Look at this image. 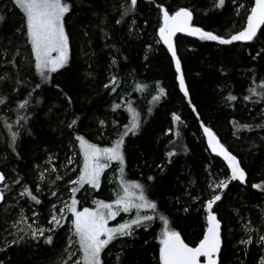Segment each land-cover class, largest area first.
<instances>
[{
  "label": "snow or ice",
  "instance_id": "snow-or-ice-1",
  "mask_svg": "<svg viewBox=\"0 0 264 264\" xmlns=\"http://www.w3.org/2000/svg\"><path fill=\"white\" fill-rule=\"evenodd\" d=\"M158 10V27L156 29L155 43L162 44L170 57L169 65L174 68V79L182 93V98L187 101L191 111L195 114L203 137L207 141L208 148L215 156L222 157L227 164V170L222 175L217 174L209 163L205 168L204 182L198 179L187 178L183 186V192L176 197L175 203L180 205L179 211L187 215L195 214L199 221V235L195 240L186 242L187 238L182 235L181 230L173 226L169 215L161 211L163 206L160 201L151 197L152 188L158 181L157 175H148L144 183L126 178L127 167V140L141 133L145 122L141 113L133 106L131 99H124L123 108L129 114L127 123L121 124L117 119L111 121L114 129L115 139H111L106 146L92 142L78 130L80 118L74 116L70 122L61 120L58 128L68 129L69 147L62 163L60 156L50 148L44 149L42 163L38 162L30 169L31 175H23L18 166H11L13 158L23 159L20 152L22 138L27 135L35 139L31 128L34 118V109L45 104L46 98L40 92L45 86L57 89V95L62 96L67 104H72L71 95L64 92L60 84H53L54 75H63L64 72L72 70L74 61V48L71 32L68 29L69 21L76 14L77 9L83 6L84 0H10L9 11H17L21 16V24L16 33L24 40L25 46H30L27 58L28 68H34L33 75L39 77V82H34L31 90H27L28 84L19 76L20 61L19 48L11 56H0V67L5 71L0 73V85L10 86L11 92L0 91V111L12 112L15 115L14 122L8 119L3 121L4 128L8 132L5 147L8 155L0 158V264H10L12 256L10 250L22 249L24 247L37 249L41 245L55 246V239L59 230H66L65 243L59 259L55 264H127L124 256L130 246L128 241H134L137 233L142 229L148 232L153 224L159 221L157 227L160 231L155 238L158 240V259L156 264H224L223 249L231 236L235 240L233 255L236 264H264V203L261 204L262 212L259 217V225H254L251 220L239 225L241 235L237 238L232 228L218 216V202H222L230 190L233 182L246 189L256 190V198L264 201V181L260 183H249L248 173L243 166L242 159L233 154L229 148L221 142L212 127L208 126L193 104L190 88L183 70L182 58L179 56L176 43L177 34H185L189 37H197L200 41L215 42L220 46H235L237 42L255 48V41L264 40V0H247L236 4L234 9L237 16H241L243 10L244 20L242 26L225 35H220L212 30H205L195 23V10L191 7L181 6L170 8L165 6L163 0H152ZM91 3V0H89ZM227 0H214L211 11H220L225 8ZM138 0H124L115 8L118 17L115 24L127 29L129 37L139 36L137 29L136 13L138 11ZM97 18V27L103 32L105 39H110L105 30L111 23V13L104 9L103 14L99 11L93 13ZM208 15V12H204ZM6 14L0 13V25L6 21ZM148 22L144 25L147 27ZM87 27V26H86ZM143 31V29H140ZM83 35L88 36L85 31ZM113 51L119 55L115 45H111ZM149 51L153 45H147ZM8 48L4 49L7 53ZM251 60L258 63L264 62V43L260 49L252 55ZM126 61L127 57H123ZM145 61L150 57L145 55ZM91 67V65H89ZM224 69H221L223 72ZM251 83L246 88V94L242 99L252 105L260 106L261 123L252 125L233 120L231 123L235 131L233 135L238 139L239 132H249L256 129L264 130V74L253 66L249 68ZM134 76L135 73H129ZM124 83V78L119 75V61L114 56L110 62V74L103 88L108 95L118 92ZM256 85V86H252ZM150 86L146 83H137L135 91L144 92ZM26 90V97L19 95L20 89ZM155 95L153 102H159L168 96L165 87L160 81L155 82ZM15 97V99H13ZM229 107H235L239 97L232 92L222 97ZM55 104L48 106L45 116L52 119L55 115ZM122 109L121 103H114L111 111L117 113ZM151 113V108L148 110ZM172 123L179 126L182 122L181 116L172 113ZM100 135L105 134L108 124L100 120ZM55 131V129H54ZM171 131V130H170ZM181 132L177 130L175 137L180 138ZM264 141V137L261 138ZM170 148L164 154V162L155 166L159 174L165 175L167 166L175 163V158L187 155L190 151L187 145H177L171 139ZM253 143L249 151L258 148ZM80 159L77 160L76 156ZM119 173L118 185L111 200L92 199L94 206H84L89 197H93L102 187L105 173L109 168ZM7 168L8 170H5ZM61 169L64 171L61 172ZM75 173L73 177L71 174ZM67 177V180H65ZM64 181V192L66 198L61 194L60 182ZM114 181L109 180V183ZM199 186V194L195 191ZM79 194V198H78ZM47 197L48 204L45 205L44 198ZM54 197L55 200L50 199ZM50 205L46 217V225L39 221L41 212L39 206ZM30 212L31 215H27ZM143 210V211H142ZM121 213L128 215L124 219ZM134 213V214H133ZM241 214L237 212V217ZM121 217L123 222H118L110 227L109 222ZM10 237V239H9ZM144 243H148L147 240ZM111 246V247H110ZM119 247V251L113 250ZM107 250V251H106ZM113 254L112 260H105V256Z\"/></svg>",
  "mask_w": 264,
  "mask_h": 264
},
{
  "label": "trees",
  "instance_id": "trees-1",
  "mask_svg": "<svg viewBox=\"0 0 264 264\" xmlns=\"http://www.w3.org/2000/svg\"><path fill=\"white\" fill-rule=\"evenodd\" d=\"M174 2L176 0H170L168 4ZM77 3L79 4L80 0H77ZM163 3L165 4L167 1L163 0ZM84 4L86 6L78 8L68 24L74 48L75 63L72 70L64 72L63 75L53 74V84H60L64 92L71 95L73 103L67 104L62 96L57 95V89L54 87L45 86L43 88L40 94L46 98L47 102L33 110L35 115L31 122L35 139L27 135L22 138L20 152L23 159L17 161L13 158L11 166H18V170L24 173L34 161L37 163L42 161L40 152L44 149L50 148L58 154L67 151L69 130L65 128L63 134L61 133L58 128L61 120L67 123L74 116H78L80 118L78 130L93 142H98L95 139L96 135L100 134L98 132L92 133V130L89 129L92 126L96 127L97 121L93 122L94 119L105 120L108 124L107 131L109 133L112 131L111 116L114 114L110 110V105L117 98L118 92L108 95L103 88V83L106 82L107 74L110 71L111 59L117 56L121 77L125 76L124 72L129 70L130 73H135L131 78L134 79V82L146 81L152 83L162 81V84L168 90V98L159 104L156 114L149 121H147V113L142 111V107L146 105V97L151 98L152 95H155L153 84L143 92V98L141 99L125 97V99H131L134 102L133 106L141 113V117L145 121L141 133L127 140L128 163L126 174L142 183L146 182L145 177L148 175H157L158 181L152 188L151 197L160 201L162 205L166 203V209L162 206L161 210L169 213L173 226L182 231V235L187 238V242L195 240L200 231L199 221L195 218V214L187 215L178 210L180 205L175 203L176 197L182 194L187 178L198 179L201 184L204 182L205 164L209 163L210 160H212L216 170L223 169L224 172L227 169L219 159L212 158L209 155L205 142L200 137L195 139L197 136L192 137L188 134L189 129L193 128L198 132V121L178 90L174 79V70L169 65L170 59L165 49L159 47L158 51L151 54L148 62L144 60L146 43L142 37L147 38L148 35H150L149 38L151 37L152 30H155L154 26L158 21L156 19V17L158 18V11L154 3L147 4L142 0H138L139 7L136 18L138 19L137 25L139 28L137 31L139 36L134 35L130 38L126 28L115 24V19L119 18L115 8L120 4V0H91V3H89V0H84ZM209 4H211L209 0H192L191 5L187 7L195 10V17H197L195 21L202 25L205 30L217 29V32L220 33L224 22L230 17L231 10L234 8L232 0H227L225 8L220 11H211ZM2 8L3 3H0L1 12ZM8 8L5 10L7 19L3 25H0V56L7 55L4 52L5 48L11 51L10 55L7 56H11V53L13 54L19 48L20 54L16 57L20 61L19 76L28 84L27 90H31L33 83L39 82V77L33 75L34 68L31 70L28 68L27 58L30 55V46H25L23 38L16 33V29L21 24V16L17 11H9ZM104 9L111 13L109 16L111 23L105 29L110 36V39L107 40L103 32L97 27L98 21L93 14L97 11L103 14ZM204 12H208V15H204ZM145 21L148 22L147 27L144 25ZM140 29H143V31H140ZM85 31L89 33L88 36L83 35ZM140 33H143V35H140ZM155 33L156 31H154ZM179 41L183 48H187V46L196 48L194 52H183L184 55H181V58L192 102L198 107L206 123L211 124L214 128L223 125L228 130V135H230L228 118H235L241 123L252 121L253 125L262 122L260 119V106L245 103L242 97L251 83L249 68L255 66L261 74H264V62L252 61L249 55V53L254 55L255 51L260 48L261 43H264V40L253 42L255 48L236 44L235 46H219V49L213 43H204L200 40L179 38ZM111 45H115V48L119 50V55L113 51ZM123 57H127V60L125 61ZM221 69H224V71L221 72ZM4 71L5 69L0 67V73ZM86 71L88 74H86ZM131 87L128 89L131 90ZM0 89L4 92H11L10 86L0 85ZM229 92L239 97L234 108L227 106L222 98ZM19 95L26 97V90L21 88ZM51 104L56 106V115L52 119H48L45 112ZM172 111L181 112V116L185 120L179 126L176 125L177 130L181 132L180 140L175 136L173 138L172 133L168 137L165 135V127L171 123L170 112ZM3 113L5 112L0 111V119ZM127 117L129 119V114ZM122 121L124 123L125 118ZM85 129L88 133L84 131ZM263 131L261 130V132ZM239 133L240 138L236 137V141L238 144L240 143L241 149L237 148L236 145L235 148L227 147L233 154L242 159L243 166L248 173L249 183H260L264 181V141L254 131L250 134L243 131ZM159 134L162 139L160 141L157 139L160 143H158L159 148H156L155 137ZM170 138L174 139L177 145L187 144L190 151L187 155L181 152V155L175 158V163L167 166L166 174L161 176L155 165L164 162V154L167 150L165 143ZM250 143H255L259 147L250 152L249 148L252 145ZM36 152L39 155L36 156L35 160H32L31 156ZM6 155H8L7 149L0 146V156L4 157ZM133 165H136L139 169L131 171ZM0 167L3 166L0 165ZM195 191L199 194V186ZM256 195V190L246 189L242 185L234 184L227 191V195L222 202L219 203L217 212L220 218L232 228L237 238L241 235L238 230L239 225L247 220H251L254 225H259V217L262 211L261 204L264 201L258 200ZM44 200L45 205H47V198L45 197ZM43 207L44 205L40 206V208ZM237 212L241 214L239 217H237ZM158 222L156 221V223ZM156 229L155 227L154 231L151 230V232L140 231L137 239L128 242L130 246L125 251L124 256L127 264H156L154 258L157 257L158 246L155 242L144 243ZM61 235V231H59L53 247L41 245L37 249L24 247L10 250L12 256L10 264H45L53 250L63 245ZM234 245L235 240L229 236L223 249L224 264H236V257L233 255ZM249 264H252L251 257H249Z\"/></svg>",
  "mask_w": 264,
  "mask_h": 264
},
{
  "label": "rangeland",
  "instance_id": "rangeland-1",
  "mask_svg": "<svg viewBox=\"0 0 264 264\" xmlns=\"http://www.w3.org/2000/svg\"><path fill=\"white\" fill-rule=\"evenodd\" d=\"M122 1V2H121ZM142 1H144V0H142ZM167 1V3H165V6H167V7H170V8H177V7H181V6H190L191 5V3H192V0H176V2H174L173 4L172 3H170V4H168L169 2H170V0H166ZM211 1V4H209V7H210V9H212V6H213V3H214V0H209V2ZM124 2V0H120V3H123ZM145 2V1H144ZM239 2L240 3H246L247 2V0H239ZM0 3H3V8H2V12L0 11V13H3V14H5V10L8 8V7H11V4H10V0H0ZM145 3H147V2H145ZM153 3V2H152ZM152 3H147V4H152ZM9 5V6H8ZM155 5V4H154ZM232 6L234 7L232 10H231V13H230V17H228V19H226V21L224 22V25H223V29H222V31H220V33L219 32H217V29L216 30H212V31H214V32H217L218 34H220V35H225L226 33H228V32H234V31H236V30H238L241 26H242V24L244 23V20L241 18L242 16H243V10H241V16H237L236 14H235V11H234V9H235V7H236V4L233 2V0H232ZM9 9V8H8ZM158 11V10H157ZM158 15H159V13H158ZM196 16V15H195ZM136 18V17H135ZM195 18H197V17H195ZM156 19L158 20V18L156 17ZM136 20H138L137 18H136ZM158 23H159V21H157L156 22V24H155V30L154 31H156V29H157V27H158ZM195 23H196V25H198V26H202V25H200L198 22H196L195 21ZM203 27V26H202ZM153 29V28H152ZM154 31L152 30V35H151V37L149 38V36L150 35H148L147 36V38L146 37H142V39H144V42L146 43V45H145V48H144V57H145V55H148L149 57L151 56V54H153V53H155L156 51H158V48L159 47H162V48H164L165 49V51H166V53H167V50H166V48L162 45V44H160V45H158V44H156L155 43V40L156 39H158V37H156V33L154 34ZM140 35H143V33H140ZM179 38H186V39H191V40H199L198 38H189V37H186V36H182V35H178L175 39H176V43H177V47H178V53H179V56L181 57V55H184V53L183 52H187V51H190V52H194V51H196V48L195 47H193V46H187V48H183L182 47V45H180V41H179ZM204 43H213L217 48L220 46V45H217V44H215V42H208V41H203ZM149 44H151V45H153V48H152V50L151 51H149L148 50V48H147V45H149ZM236 44H238V45H240V46H247V45H245V44H243V43H239V42H237ZM229 46H231V45H229ZM219 49V48H218ZM260 48H258V50H259ZM10 50L6 53L7 55H10ZM11 55H12V53H11ZM168 55V54H167ZM168 57H169V55H168ZM169 59H170V57H169ZM145 60V59H144ZM2 63V62H1ZM34 70V69H33ZM173 70H174V68H173ZM129 73H130V71L129 70H127V71H125L124 72V75L125 76H122V78H124V83H125V87H124V83L122 84V86H121V88L120 89H118V93H117V95H116V97L117 98H115L113 101H112V104H114V103H120L121 102V104H122V109H120V110H117V113H113L114 115L113 116H111L112 117V120L113 119H117V120H119L120 122L122 121V120H124V118H125V121H124V123H127L128 122V117H127V115H128V113L126 112V111H124L123 110V108H124V105H123V100L125 99V97H127V96H129V97H134L135 99H137V98H143V92H137V91H135V85L137 84V83H146V84H148L149 86L150 85H152L153 84V86H155V82H152V83H150V82H146V81H135L134 82V79H131L132 78V75H129ZM86 74H88V72L86 71ZM110 74V71L108 72V74H107V77H108V75ZM91 77V76H90ZM187 80V79H186ZM106 82H107V79H106ZM161 82V86H163V87H165L162 83V81H160ZM188 83V82H187ZM132 86V87H131ZM249 86V85H248ZM252 86H256V85H252ZM129 87H131V90L130 89H128ZM166 88V87H165ZM166 90H167V88H166ZM178 90H179V88H178ZM0 91H3L2 89H0ZM146 91V90H145ZM167 92H168V90H167ZM156 94V93H155ZM181 95H182V93H180ZM246 94V93H245ZM113 95V94H112ZM191 95V94H190ZM168 98V96L166 97V98H162L159 102H153L152 101V99L148 96V97H146V105L144 106V107H142V111H144L145 113H147L146 115H147V121H149L150 119H151V117L153 116V115H155L156 113V109L158 108V106H159V104H161L164 100H166ZM134 99V100H135ZM185 102H186V100H185ZM245 103H248V102H245ZM112 104L110 105V108H111V106H112ZM186 104H187V102H186ZM194 104V103H193ZM188 105V104H187ZM141 106V105H140ZM189 107V106H188ZM149 108H151V113L149 114V112H148V110H149ZM190 108V107H189ZM111 110V109H110ZM190 110H191V108H190ZM112 112V111H111ZM172 113H176L177 115H179V116H181V112H170V120H171V116H172ZM193 113V112H192ZM194 114V113H193ZM194 116H195V114H194ZM181 118H182V116H181ZM196 118V117H195ZM5 119H8L9 120V122L11 123V122H14V120H15V115H14V113H12V112H7V113H3L2 114V116H1V119H0V146H4V148H6L5 147V140H6V138H7V136H8V132H7V130L4 128V124H3V121L5 120ZM101 120H103V119H101ZM167 120V119H166ZM233 120H237V119H235V118H228V122H229V127H230V135H228V130H226L224 127H223V125H220V127L218 128H214V126H212L211 124H209V123H206V121H204L208 126H210V127H212V129L216 132V134L218 135V137L220 138V140H221V142L222 143H224L226 146H228V147H234L235 148V145H236V147L237 148H239V149H241V146H239L240 145V143L238 144V142L236 141V136H234L233 135V131H235V129H234V127H233V124L231 123ZM95 121H97V125H96V127L94 128V126H92V127H89V129L90 130H92V133H95V132H98V133H100V131H101V129L99 128V119H94L93 120V122H95ZM184 119L182 118V122L184 123ZM239 121V120H238ZM123 123V121L121 122V124ZM250 124H252V121H250L249 122ZM253 125V124H252ZM177 126L176 125H174L173 123H172V120H171V123H170V125L168 124L166 127H165V130H166V136L168 137L169 135H171V133H172V136H173V138H175L174 136H175V132H176V130H177V128H176ZM107 129H108V127H107ZM107 129L106 130H104V132H105V134L103 135V136H101L100 134H97L96 135V141H98V142H95V143H98V144H100L101 146H106L107 144H108V142L111 140V139H115V134H114V129L111 127V129H112V131L109 133L108 131H107ZM197 129H198V132H197V130L196 129H189V135H191L192 137H194V136H197L195 139H199L198 137H200V139H202L203 140V142H205V139H204V137H203V133H202V130L200 129V127H199V121H198V127H197ZM89 130V131H90ZM171 130V131H170ZM86 133H88L87 132V130L85 129L84 130ZM197 132V133H196ZM243 132H246V133H248V134H250V133H252V131L251 132H249V131H247V130H244ZM257 135H258V137L261 139L262 137H264V131L263 132H261V130L260 129H257V130H255L254 131ZM82 134V133H81ZM198 134V135H197ZM240 133H238V135H239ZM84 135V134H83ZM58 137V136H57ZM87 137V136H86ZM94 137H95V135H94ZM87 138H89V137H87ZM156 143H155V146H157L156 148H159V144L158 143H160L159 141L162 139V137L160 136V134L159 135H157L156 137ZM227 138V139H226ZM157 139L159 140V141H157ZM173 142L175 141L174 139H172V138H170ZM179 140H180V138H179ZM93 142V141H92ZM236 142H237V144H236ZM249 142V141H248ZM250 142H254V141H250ZM175 143V142H174ZM252 143H250V145H251ZM153 145V144H152ZM185 145H187V144H185ZM249 145V146H250ZM165 146L167 147V150L170 148V145H169V140L167 141V143H165ZM205 146H206V148H207V145H206V142H205ZM68 147H69V145H68ZM68 147H67V151H65V152H60L59 153V156H60V160L58 161L59 163H62L63 161H64V159H65V156L67 155V154H71V153H69L68 152ZM207 151L209 152V155L212 157V158H217V159H219L218 157H216V156H214V155H212L211 153H210V151L208 150V148H207ZM44 151H42V152H40V154H41V156H42V158L44 157V155H45V153H43ZM182 154H183V152H182ZM39 155V153L38 152H36V153H33V155L31 156V159L32 160H35L36 159V156H38ZM0 158H2V156H0ZM76 159L77 160H79L80 159V157L77 155L76 156ZM220 161H221V164H224V166H225V168L227 169V165L221 160V159H219ZM37 162H35L34 161V163H32L31 164V166H30V168H28L27 170H25V172L24 173H21V174H23V175H27V176H30L31 175V172H30V169L32 168V166L34 165V164H36ZM40 163H42V161H40ZM212 166H213V162H212V160H210V162H209ZM209 163H206L205 164V167L209 164ZM2 166V165H1ZM224 166H223V168H224ZM113 168H115V165H113V167L112 168H109L107 171H106V173H105V176H106V179H103V181H102V187H101V190L99 191V192H96L95 194H94V196L93 197H89L88 199H87V201H85L84 202V206H94L93 204H92V199H101V200H105V201H109V200H111L112 198H113V196H114V191H115V189H116V187H117V185H118V180H119V173H118V171L117 172H113ZM127 169V168H126ZM137 169H139V167H137L136 165H133L132 166V168H131V171H133V170H137ZM213 169H214V171L217 173V174H220V175H222V172H223V169H219V170H216V168L213 166ZM8 170V169H7ZM64 170L63 169H61V172H63ZM126 171V170H125ZM73 177L75 176V173H72L71 174ZM126 178L127 179H129V180H137L138 181V179H134V178H131L130 176H128L127 174H126ZM65 180H67V177H65ZM109 180H112V181H114L113 183H109ZM234 184H238V182H235V183H232L231 185H230V187L232 186V185H234ZM60 185H61V194L62 195H64L65 196V198H66V193L64 192V181H61L60 182ZM228 190H226V192H227ZM47 198V197H46ZM78 198H79V194H78ZM48 199L49 198H47V201H48ZM50 199H52V200H55V198L54 197H51ZM218 203H221V202H218ZM47 204H48V202H47ZM49 209H50V205L48 206V207H43V208H40V206L38 207V210L41 212V215H40V217L38 218L39 219V221H40V223L42 224V225H46V217H47V215H48V213H49ZM218 209V208H217ZM216 209V210H217ZM25 211H26V214L27 215H31V213L30 212H27V209H25ZM143 211V210H142ZM162 211V210H161ZM262 212V211H261ZM165 213V215H169V213L167 212V211H165L164 212ZM134 214V213H133ZM121 216H123V218L126 220V219H128L129 217H128V215H126V214H123V213H121ZM218 216H219V213H218ZM220 217V216H219ZM118 222H123L122 220H121V217H117L116 218V220H113V221H110L109 222V226L110 227H112V226H115ZM159 224V222L158 223H155V224H153V227H152V229H150L148 232H151V230L152 231H154V228L156 227L157 229H156V231L151 235V237H149L148 239H146L147 241H148V243L147 244H149L150 242H155L156 243V245L159 247V245H158V240L155 238V236H157L158 234H159V231H160V229H159V227H157V225ZM242 224H244V223H242ZM241 224V225H242ZM67 227H68V224L67 223H65V228L64 229H61V230H59V231H61V237L60 238H62V243H63V245H64V243H65V239H66V230H67ZM140 231H143L142 229L140 230ZM140 231L137 233V237L139 236V233H140ZM2 238V237H1ZM9 239H10V237H9ZM137 239V238H136ZM129 241H132V240H129ZM128 241V242H129ZM192 241V240H191ZM190 241V242H191ZM62 245V246H63ZM62 246H59L58 248H56V249H54L53 250V253L50 255V258L49 259H47V261H46V263L45 264H55V262L59 259V256H60V253H61V250H62ZM111 247V246H110ZM107 251V250H106ZM115 251H119V247L117 246V248L116 249H114L113 250V254H114V252ZM158 253V252H157ZM113 254H110V255H108V256H105L104 258H105V260H112L113 259ZM157 259H158V254H157V257H156V259L154 258V262H156L157 261ZM235 261V260H234Z\"/></svg>",
  "mask_w": 264,
  "mask_h": 264
},
{
  "label": "water",
  "instance_id": "water-1",
  "mask_svg": "<svg viewBox=\"0 0 264 264\" xmlns=\"http://www.w3.org/2000/svg\"><path fill=\"white\" fill-rule=\"evenodd\" d=\"M145 2H149V3H152V0H144ZM178 35H182V36H186L185 34H182V33H180V34H177V36ZM186 37H189V36H186ZM189 38H197V37H189ZM187 102V101H186ZM205 139V138H204ZM205 142H206V145H207V141H206V139H205ZM207 148H208V145H207ZM208 150L210 151V153H211V150L208 148ZM212 155H214L215 156V154H213V153H211ZM216 157H218V156H216ZM219 159H221L225 164H226V161H224L223 160V158L222 157H218ZM227 165V164H226ZM233 183H235V182H233Z\"/></svg>",
  "mask_w": 264,
  "mask_h": 264
},
{
  "label": "flooded vegetation",
  "instance_id": "flooded-vegetation-1",
  "mask_svg": "<svg viewBox=\"0 0 264 264\" xmlns=\"http://www.w3.org/2000/svg\"><path fill=\"white\" fill-rule=\"evenodd\" d=\"M247 179H248V177H247ZM187 242V241H186Z\"/></svg>",
  "mask_w": 264,
  "mask_h": 264
}]
</instances>
